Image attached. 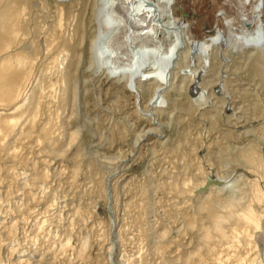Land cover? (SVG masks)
<instances>
[{
  "label": "rangeland",
  "instance_id": "1",
  "mask_svg": "<svg viewBox=\"0 0 264 264\" xmlns=\"http://www.w3.org/2000/svg\"><path fill=\"white\" fill-rule=\"evenodd\" d=\"M192 1L190 11L209 20L221 0ZM91 3L0 0V10H20L6 27L18 33L0 45V59L27 52L31 61L25 79L16 78L24 106L16 113L0 97V120L18 128L4 132L0 123V264H264V211L262 225L248 230L228 214L234 192L194 191L217 174L238 180L241 203L254 185L264 193V55L256 45L225 49L224 61L216 58L213 74H204L211 98L193 102L188 93L200 82L184 79L168 93V107H151L149 92L136 104L124 79L87 69ZM247 153L258 159L247 163ZM226 214V239L205 237L214 216Z\"/></svg>",
  "mask_w": 264,
  "mask_h": 264
},
{
  "label": "bare ground",
  "instance_id": "2",
  "mask_svg": "<svg viewBox=\"0 0 264 264\" xmlns=\"http://www.w3.org/2000/svg\"><path fill=\"white\" fill-rule=\"evenodd\" d=\"M73 1L75 2L76 0ZM89 1L92 2L89 7L91 8V14H89L90 15L89 27H91L90 31L91 29L92 31L90 35L88 34L89 37L87 38L85 37V40L87 39L86 48L89 51V60H88L89 64H87L88 67L87 69L90 70L94 66V68L91 70H93V72L96 73L94 69L103 70L104 68L108 71V74L114 77L115 76L118 77V79L116 78L118 81L120 79H121L120 81L124 79L126 81L125 84L127 85L126 87H128L131 90V92H134L132 96L135 94L134 96L137 98L135 99L137 101L135 102L136 104L137 103L142 104V102L145 101L144 100L145 97L143 95L149 92L150 97L148 98L149 99L148 101L151 107L153 106L155 108V107H163L166 105L169 106L173 100L172 99L173 96L172 98L169 97L168 93L173 91V89H181L182 85L184 84V81L187 79L189 80L188 82L189 85L192 84V87L193 86L195 87V84L198 81L200 82V88L197 89L194 92V94H191L190 91L188 93L189 94L188 96L192 98L193 102H198L199 100H202L204 97L211 98L213 93H209V89L208 90L204 89L203 87L205 86H202L204 82L203 80H205L204 74L206 71H211L209 75L213 74V71H215L214 67H215V61L217 60L216 58L223 60L222 57L223 58L225 57V49L231 48L235 50V49H242L248 45H256L261 51V54L264 55V0H221V1L216 0V2L219 1V3L217 6H215L216 5L215 3L214 6L217 8L213 9L215 10V12L214 14H212V17L209 20H207L206 17L204 18L202 17L203 16L201 13L202 10L200 11V9L197 10L196 8L192 7V11H190L188 7L189 5L188 0H89ZM212 3L213 2H211V5ZM18 11L20 12L19 9L17 10L15 8V5H10L9 7L0 10V43H1L0 45H4V47L5 44L7 42H10L11 39L15 36V34L18 33L16 32V30L14 31V25H12L10 29L6 28L11 19H13L14 17L17 19ZM11 44L7 45V47H10ZM26 55L23 53L19 55L18 58L12 57L11 58L12 60L9 58H5L4 56L3 58L0 59V97L6 103L7 102L10 104L15 103V106L13 105L11 108L12 109L14 108L16 110V113L18 107L22 108V106H24V103L26 102V100L24 99L22 100V98L21 100L19 98V101L16 102L17 98H15L16 96H18V90H19V84L17 85L16 78L19 76L18 81L19 80L21 81V77L22 76L24 77L23 75L24 70L27 71L25 67L28 68L27 64L28 63L30 64L31 62V61L28 62L29 58ZM19 64L21 67L17 66ZM69 72L70 71H67L66 73L69 74ZM220 72L221 71H219V73ZM22 79L24 80L25 78ZM78 84L79 83H77V85ZM214 88L215 90L218 89L219 91H221L220 84H216ZM75 95L77 99L78 92L77 94L75 93ZM77 100H79V97ZM136 104L134 105L136 106ZM140 104L138 106L143 108V106H141ZM143 104L146 103L143 102ZM139 107H137L136 109H138ZM174 109L177 110L176 107ZM154 111L156 110L154 109ZM165 111L166 109H164V112ZM136 112L137 110H135V113ZM146 113L153 114L154 116L152 109L151 111H149L148 108V111ZM163 114L164 113L162 112V115ZM168 114H166V116ZM140 115H142V112H140ZM170 116H172V113ZM5 118L0 120V123L1 121H3L2 122L3 124L1 123L3 125V126L1 125L2 130L4 132L6 130L7 132H10L12 126L13 128L15 127L13 122L14 120L9 121V118H7L8 120ZM148 118L147 120L150 121L151 117L149 116ZM165 122L166 120L164 121V124ZM157 123L159 124V122ZM60 126L62 128L64 126V123L63 125L61 124ZM2 130L1 132L3 133ZM16 130H18L17 127H15V130L13 129L11 133L14 134V131ZM74 132H76V130ZM49 140L51 141V138H49ZM49 144H48L49 147L53 145V143L51 145ZM249 153H251V151ZM237 154L238 155L240 154L239 151ZM247 156L250 159H248ZM242 157L243 154H240V158ZM256 159L258 158L256 157L255 153L253 154L247 153V155H245L243 158V160L246 161L247 163L253 162ZM260 166L262 167L261 163ZM223 178H224L223 176L221 177L218 176L217 174L215 175L213 174L210 176L208 175L207 178L204 181H202L199 187L198 186L195 187L196 189L194 191L197 193L198 188L205 186L208 181H212L213 183L209 185L208 189H206L202 193H197V194L198 195L202 194L204 196L213 188L215 190L216 188L217 189L220 188L234 192L235 199L229 201V206L227 207V209L230 208L231 211L228 214L232 215V218L236 221L237 224H243L244 228L249 227L248 230H250V228L254 230L258 229L263 223V220L260 216H263L261 214L262 211H264V208L258 210L255 206L256 202L261 203L264 201V193L261 190V188H259V185L257 186L254 185L256 187L253 186L254 189L250 190L252 192L250 199H248L247 197L248 200H246L244 203H241L243 201L241 200L243 199V196L239 197L238 195L239 193L237 189L238 187L236 186L238 180L228 181V179L224 180ZM225 192L230 195V193H228L227 191ZM35 195L37 196V194ZM238 197L240 202L236 200L238 199ZM6 218L8 219L9 217ZM228 219H231V217L227 214L214 216V220L211 223V227H208V229L205 231V237L209 238L211 233H215L220 238L226 239L227 235L224 224ZM3 220H1V222H3ZM17 220L21 221L20 219ZM18 221L17 222L14 221V223L19 224ZM47 221L49 222V219ZM16 226L17 225L13 227ZM10 227L12 228V225ZM6 229L9 230L10 228L9 229L6 228ZM33 229L34 228H32V230ZM39 234H43V233H39ZM33 235L35 234H32V236ZM210 238L212 237L210 236ZM63 247H65V245H63ZM57 248L58 246H56L55 249ZM25 252H27V250ZM39 257L42 258L41 256ZM248 260L252 261L250 259ZM19 261H21V259ZM41 261L39 260V262ZM35 263L38 264V262ZM252 264H254V262Z\"/></svg>",
  "mask_w": 264,
  "mask_h": 264
},
{
  "label": "water",
  "instance_id": "3",
  "mask_svg": "<svg viewBox=\"0 0 264 264\" xmlns=\"http://www.w3.org/2000/svg\"><path fill=\"white\" fill-rule=\"evenodd\" d=\"M213 182L212 181H208L207 184L203 187H200L197 189V193H202L204 192L206 189H208L209 185H211Z\"/></svg>",
  "mask_w": 264,
  "mask_h": 264
}]
</instances>
